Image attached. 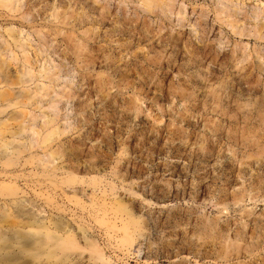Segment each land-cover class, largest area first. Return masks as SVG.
<instances>
[{"label":"rangeland","instance_id":"rangeland-1","mask_svg":"<svg viewBox=\"0 0 264 264\" xmlns=\"http://www.w3.org/2000/svg\"><path fill=\"white\" fill-rule=\"evenodd\" d=\"M94 1L22 0L26 18L0 17V26L30 35L33 63L43 48L41 59L60 70L58 93L71 84L73 98L57 106L67 133L47 143L58 150L51 161L63 167L93 155L118 196L146 218V236L130 253L92 224L109 264H264V0H234L238 14L219 0H173L169 12H150L140 0H98L102 9ZM52 5L75 23L53 22ZM26 191L56 215L38 196L52 189L35 180ZM14 200H0V232L18 250L44 235L37 225L19 231L29 208Z\"/></svg>","mask_w":264,"mask_h":264},{"label":"bare ground","instance_id":"bare-ground-1","mask_svg":"<svg viewBox=\"0 0 264 264\" xmlns=\"http://www.w3.org/2000/svg\"><path fill=\"white\" fill-rule=\"evenodd\" d=\"M140 1L150 12L156 8L169 12L173 0ZM219 1H228L236 14L241 11L234 0ZM93 3L98 4V9L104 7L98 0ZM50 9L48 17L53 22L68 25L77 20L68 11L61 13L56 5ZM15 14H21V19L26 18V13H22V0H0V17L11 20ZM260 16L254 12V18L259 19ZM221 20L234 30L240 29L233 16ZM89 32L94 34V30ZM35 33L42 39V29ZM84 47L78 42L74 45L78 53H82ZM32 48L30 35L26 37L24 30L11 25L2 32L0 26V200L8 205L10 198L15 199L14 202L29 208L28 215L20 217L22 226L19 231L31 232L37 225V233L44 236L40 241H26L18 250H12L2 241L5 233L2 230L0 264H109L112 257L107 254L101 238L92 234L95 228L92 224L101 230L103 228L110 242H117V248L130 253L136 242L145 238L148 223L145 216H138L118 196V187L94 165L90 159L93 155L85 159L75 158L72 164L63 167L51 161L58 150L52 151L47 143L67 133L66 127L59 126L57 106L61 98L69 101L73 95L70 83L69 92L65 95L57 92L60 70L56 66L51 67L53 63L49 57L41 59L45 52L43 48L35 49L37 59L33 63ZM13 61L18 63L17 68L13 67ZM100 80L104 86L105 79ZM44 103H47L48 112L44 110ZM38 111L43 115L40 127ZM79 112L84 114V110ZM36 148L42 149L43 154L35 152ZM28 164H38L41 168L36 167L27 173L24 168ZM113 175H120L117 167H114ZM35 180L45 185L47 190L54 191L38 193V196L52 208L55 216H49L47 208L36 207L27 198L26 186ZM89 190L92 193H88ZM32 204L34 206L31 207Z\"/></svg>","mask_w":264,"mask_h":264}]
</instances>
